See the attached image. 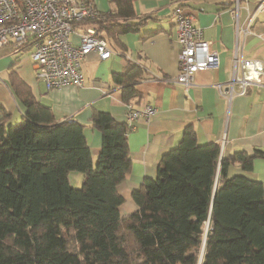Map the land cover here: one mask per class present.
<instances>
[{
    "label": "trees",
    "instance_id": "obj_1",
    "mask_svg": "<svg viewBox=\"0 0 264 264\" xmlns=\"http://www.w3.org/2000/svg\"><path fill=\"white\" fill-rule=\"evenodd\" d=\"M110 1L115 11L84 23L114 47L140 26L133 0ZM141 70L129 63L114 76L127 103ZM19 94L24 121L0 122V264H264V184L230 172L235 163L251 170L264 149L220 158L219 144L199 143L189 125L122 217L117 185L131 167V125L94 114L102 132L94 167L82 123L57 121L28 87ZM0 112L8 115L1 103ZM72 170L82 187L71 184Z\"/></svg>",
    "mask_w": 264,
    "mask_h": 264
},
{
    "label": "crops",
    "instance_id": "obj_2",
    "mask_svg": "<svg viewBox=\"0 0 264 264\" xmlns=\"http://www.w3.org/2000/svg\"><path fill=\"white\" fill-rule=\"evenodd\" d=\"M93 1L103 14L116 10L110 0ZM133 5L140 29L122 34L120 44L109 45L113 50L109 58L89 53L80 65L84 78L81 86L48 90L35 74L30 51L16 53L13 44L0 48V103L8 114L5 117L0 112V122L4 119L5 123L19 125L24 121L26 107L19 90L28 87L36 100L51 108L57 121L73 118L84 125L94 167L102 132L93 123V116L106 111L115 121L129 123V108L114 76L125 72L129 63L141 66L135 84L137 95L130 102L134 108L152 105L156 112L129 123L131 129L126 135L131 167L117 185L124 197L119 207L122 217L137 209L133 189L145 178L157 176L162 155L181 141L189 125L199 143L219 144L220 158L237 150L252 153L264 149V77L263 84H249L243 94H238L237 84L232 96L221 95L218 87L231 88L235 55L264 61V10L260 0H133ZM177 6L193 13L194 24L203 29L204 39L218 51L220 59L218 67L197 71L188 90L172 81L179 71L180 44L173 12ZM248 24L251 33L242 29ZM230 172L264 184V157L255 158L251 170L235 163ZM69 180L79 186L83 174L72 170Z\"/></svg>",
    "mask_w": 264,
    "mask_h": 264
},
{
    "label": "built area",
    "instance_id": "obj_3",
    "mask_svg": "<svg viewBox=\"0 0 264 264\" xmlns=\"http://www.w3.org/2000/svg\"><path fill=\"white\" fill-rule=\"evenodd\" d=\"M260 8L264 10V0H260ZM173 12L180 51L179 71L172 81L188 90L197 71L219 66V53L204 39L203 29L194 24L193 13L184 6L175 7ZM102 17L93 0H0V48L13 44L16 51H30L35 74L48 90L81 86L84 82L81 61L91 52L101 59L113 53L96 28L84 23ZM242 29L251 33L249 24ZM263 77L264 61L235 55L233 83L231 88L219 84L220 94L232 96L236 84L238 94H243L249 84H263ZM127 105L129 123L156 112L152 105L143 108H134L132 102Z\"/></svg>",
    "mask_w": 264,
    "mask_h": 264
},
{
    "label": "rangeland",
    "instance_id": "obj_4",
    "mask_svg": "<svg viewBox=\"0 0 264 264\" xmlns=\"http://www.w3.org/2000/svg\"><path fill=\"white\" fill-rule=\"evenodd\" d=\"M16 53H20V54H22V53H24V52H23L22 50H19V51H16ZM1 83H2V82H1ZM1 83H0V84H1ZM82 186H83V181L81 182V184H80L78 187L80 188V187H82ZM76 187H77V186H76ZM207 226H208V223L205 224V229L207 228Z\"/></svg>",
    "mask_w": 264,
    "mask_h": 264
}]
</instances>
